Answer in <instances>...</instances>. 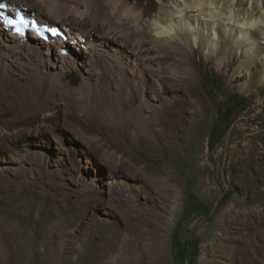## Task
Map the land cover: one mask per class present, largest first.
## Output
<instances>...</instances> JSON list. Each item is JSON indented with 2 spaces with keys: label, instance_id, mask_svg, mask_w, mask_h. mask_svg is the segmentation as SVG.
Returning a JSON list of instances; mask_svg holds the SVG:
<instances>
[{
  "label": "rangeland",
  "instance_id": "1",
  "mask_svg": "<svg viewBox=\"0 0 264 264\" xmlns=\"http://www.w3.org/2000/svg\"><path fill=\"white\" fill-rule=\"evenodd\" d=\"M241 1L255 15L264 8ZM159 2L128 0L143 20ZM15 10L4 15L19 12L51 35L52 25ZM119 10L107 9L111 27L97 21L118 43L91 41L126 65L108 55L89 73L83 61L77 70L0 55V264H131L120 251L127 225L154 235L166 264H264V85L242 92L243 78L156 40ZM141 32L135 62L125 42ZM86 43L57 52L88 57ZM130 242L133 258L144 241Z\"/></svg>",
  "mask_w": 264,
  "mask_h": 264
},
{
  "label": "bare ground",
  "instance_id": "2",
  "mask_svg": "<svg viewBox=\"0 0 264 264\" xmlns=\"http://www.w3.org/2000/svg\"><path fill=\"white\" fill-rule=\"evenodd\" d=\"M31 2L38 5L35 6L31 4ZM0 3L6 5V7L0 8V33L3 34L0 35V55L10 60H16L22 56L30 58L35 57V59L49 61V64L52 62L50 66L54 67L55 64L53 60L55 59L56 62H60L63 66L65 65L66 69L67 66L71 65L75 66L73 68H76L77 65L79 67V64L83 61L85 62L84 69L89 73L98 72L100 67L103 65L105 66L108 55L112 57V59L116 57L120 66L121 64L126 65L124 61L119 59V56H114L111 52H103L100 49L102 44L104 45L111 41L118 42L117 39L113 38V34L101 32L97 29V21L99 19L107 22L110 27L114 24L115 18L113 19V17L107 14L110 13V11L107 12L108 8H112L113 11L117 12V10L124 7L127 8L132 15H135L136 18L138 17L141 20L145 28L144 33H149L154 36L156 40H160L166 44H176L181 48L187 46L189 48L188 54L191 57L196 53L200 54L204 52L205 57L208 60L214 61L218 69L224 68L226 70H231V79L233 81L238 78H243L244 80L239 85V89L242 92H250V85L256 87L264 85V8L255 15L251 13L250 10L243 9L239 6V3L242 4L241 0H160L157 13L155 12V15L147 17L145 20L142 18L144 16L142 12L140 13L137 9V3L128 4V0H0ZM20 7L26 10L27 14L31 13L30 15L34 16L31 17L26 14L27 18L35 20L40 24L52 25L51 27L58 26L53 25L52 22H48L44 15L60 23V28L66 34V37H57L50 42H44L40 41L32 33H27L25 39L13 34L10 29L4 27L5 19L1 17V15L7 14L14 8L16 10L12 16H15L16 11ZM35 9H37L38 14L35 12ZM85 15H88L91 21V27L88 30L82 27V16ZM119 15L122 14L119 13L117 16ZM69 17H72V20H69ZM120 20H123V18ZM118 23H120V21L116 24ZM122 25L121 23V26ZM115 29L116 28H114V30ZM141 34L142 32L138 35L140 36L139 39H137L136 36V39L134 38L132 41L128 40V42H125V50L129 52V55L133 58H131L132 61L135 62L136 57H140L136 56V54L143 46L142 41H144L143 37L145 35L143 34L142 36ZM93 36L102 39L101 41H103V43L92 45L91 39ZM114 37L116 36L114 35ZM121 37L122 36H120V38ZM76 41L77 44L79 42L86 43L87 41V45L91 44V46L94 47L88 57L84 55L87 50H84V53H80V55L73 52L69 54L57 52V50L63 51V49L69 45L74 47ZM54 50L56 52H54ZM124 57L125 56H123V58ZM191 64L190 67L193 66V64ZM129 70L133 71V67L130 66ZM54 71L55 70H53V72ZM196 76L197 70L194 68L192 77L195 78ZM171 198H175L173 194H171ZM143 233L144 234L141 236L140 230L139 232L134 231L132 226L127 225L125 233H123L124 238L121 241L120 247L121 253L125 254V261H131V264H166L167 260L163 254L159 253L158 249L151 247L152 243L149 241L154 239V235L148 232ZM133 236L141 238L144 241L142 242L144 247H139L137 250H134L133 258H130L126 252L133 247V244L130 242V237Z\"/></svg>",
  "mask_w": 264,
  "mask_h": 264
},
{
  "label": "snow or ice",
  "instance_id": "3",
  "mask_svg": "<svg viewBox=\"0 0 264 264\" xmlns=\"http://www.w3.org/2000/svg\"><path fill=\"white\" fill-rule=\"evenodd\" d=\"M4 7H6V5L3 3H0V8H4ZM7 23L10 26L15 27L17 32H19L21 30V27H28L29 26V21H26L23 17H20L18 20L9 19V20H7ZM33 28H34V30L38 31V29H35L34 25H33ZM53 33H54V30H53Z\"/></svg>",
  "mask_w": 264,
  "mask_h": 264
},
{
  "label": "clouds",
  "instance_id": "4",
  "mask_svg": "<svg viewBox=\"0 0 264 264\" xmlns=\"http://www.w3.org/2000/svg\"><path fill=\"white\" fill-rule=\"evenodd\" d=\"M54 28H58V29H60V27L59 26H53ZM61 30V29H60ZM63 32V31H62ZM58 36H56V38H57ZM43 41H45L46 39H42ZM48 40V39H47ZM46 42H48V41H46Z\"/></svg>",
  "mask_w": 264,
  "mask_h": 264
}]
</instances>
